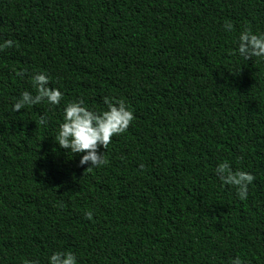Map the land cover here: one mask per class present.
<instances>
[{"label": "trees", "instance_id": "16d2710c", "mask_svg": "<svg viewBox=\"0 0 264 264\" xmlns=\"http://www.w3.org/2000/svg\"><path fill=\"white\" fill-rule=\"evenodd\" d=\"M245 28L264 33V0H0V264H264V59L236 52ZM38 72L60 103L13 113ZM103 96L134 119L86 169L53 137L66 102ZM221 161L253 175L246 199Z\"/></svg>", "mask_w": 264, "mask_h": 264}, {"label": "clouds", "instance_id": "9594fccd", "mask_svg": "<svg viewBox=\"0 0 264 264\" xmlns=\"http://www.w3.org/2000/svg\"><path fill=\"white\" fill-rule=\"evenodd\" d=\"M226 32L232 29V24H224ZM13 46V41L0 42V50ZM236 52L244 60L252 57L264 59V33L254 34L245 28L237 37ZM35 86V95L23 91L12 103L11 111L16 113L26 106L47 101L50 105H58L62 92L56 87H49V77L44 72H38L31 77ZM106 108L99 111L85 106L82 99L66 102L63 108L62 122L59 123L54 138L55 143L72 154H81L80 166L86 169L99 167L105 163L104 153L112 137L126 131L134 119L133 112L123 100L115 97H102ZM41 124H46V117L41 116ZM85 169V170H86ZM214 173L222 185L235 188L236 196L244 200L248 194V186L253 182V175L247 171H233L227 161L219 162ZM87 219H92L91 212H85ZM48 264H77V258L70 251H53L47 257ZM28 264H38V261H29ZM228 264H243L239 255L230 257Z\"/></svg>", "mask_w": 264, "mask_h": 264}]
</instances>
